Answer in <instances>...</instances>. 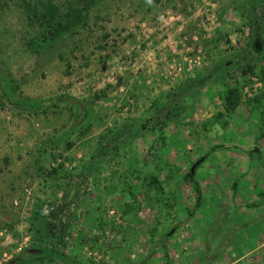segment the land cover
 I'll use <instances>...</instances> for the list:
<instances>
[{
  "label": "rangeland",
  "instance_id": "rangeland-1",
  "mask_svg": "<svg viewBox=\"0 0 264 264\" xmlns=\"http://www.w3.org/2000/svg\"><path fill=\"white\" fill-rule=\"evenodd\" d=\"M252 165L264 0H0V264L231 246Z\"/></svg>",
  "mask_w": 264,
  "mask_h": 264
},
{
  "label": "crops",
  "instance_id": "crops-1",
  "mask_svg": "<svg viewBox=\"0 0 264 264\" xmlns=\"http://www.w3.org/2000/svg\"><path fill=\"white\" fill-rule=\"evenodd\" d=\"M254 150L256 151L254 155L258 156L257 148ZM251 167L257 172L251 176L250 180L255 178L254 181L258 183L251 184L249 188L237 187V189L232 190L235 194V200H243L242 203L245 200L252 201L249 207L240 206L234 210V218L236 220L237 218L239 219L238 223L234 221L231 224L233 225L234 243L228 247L224 244V236H227V234L230 235L231 228H226L224 236L217 238V234L211 233L212 229L208 226L205 230H210L209 239L219 241L222 245H213L211 247L209 244H205L203 249H193L191 247L188 249L187 247H182L180 251L183 253H179L180 258L175 259V261L170 260V257L173 256L172 253L175 252L174 247L172 248L170 246L166 253L159 254L157 258L159 260L155 264H264V170L261 169V166L255 167V165H252ZM240 201L239 204L241 205L242 203ZM218 211L215 213H219ZM221 217L223 216L220 213L217 215L214 214L213 220L216 219L219 222L221 221L219 220ZM223 225L229 224L224 222ZM196 235L195 240L197 242L201 240L204 242L205 238L202 235L198 233ZM179 246L181 247L182 244H178Z\"/></svg>",
  "mask_w": 264,
  "mask_h": 264
},
{
  "label": "trees",
  "instance_id": "trees-1",
  "mask_svg": "<svg viewBox=\"0 0 264 264\" xmlns=\"http://www.w3.org/2000/svg\"><path fill=\"white\" fill-rule=\"evenodd\" d=\"M238 99V91L237 88H229L226 92V96H225V102L227 104V108L228 109H232L233 106L236 104ZM195 172V171H194ZM194 172L191 171V169L188 171V176L190 178H193L194 176ZM153 181V180H152ZM154 182H157L156 180H154ZM153 182H151L152 184Z\"/></svg>",
  "mask_w": 264,
  "mask_h": 264
},
{
  "label": "water",
  "instance_id": "water-1",
  "mask_svg": "<svg viewBox=\"0 0 264 264\" xmlns=\"http://www.w3.org/2000/svg\"><path fill=\"white\" fill-rule=\"evenodd\" d=\"M199 161H197L196 163H194L193 165H192V167H191V171L192 172H194V168H195V166H196V164L198 163Z\"/></svg>",
  "mask_w": 264,
  "mask_h": 264
}]
</instances>
